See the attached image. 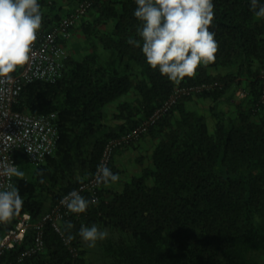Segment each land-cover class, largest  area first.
Segmentation results:
<instances>
[{"label":"trees","instance_id":"trees-1","mask_svg":"<svg viewBox=\"0 0 264 264\" xmlns=\"http://www.w3.org/2000/svg\"><path fill=\"white\" fill-rule=\"evenodd\" d=\"M39 2L43 12L47 2ZM213 2L209 27L218 41L216 59L176 83L151 68L140 47L129 42L140 39L135 0H91L83 16L92 19L81 22L87 52L61 57L60 73L24 84L13 105L20 112L53 114L57 135L42 162L23 152L14 155L25 172L13 176L24 202L9 222L0 223V238L21 214L39 220L64 193L91 178L106 141L137 126L175 87H210L180 96L149 127L161 137L141 175L109 194L101 184L98 203L64 218L60 232L46 222L43 249L20 258L34 236L29 227L21 243L2 252L0 264H92L78 232L92 223L109 230L98 241L108 264H264V102L257 106L264 18L254 15L249 0ZM65 14L43 12L39 31H49ZM218 67L231 70L209 71ZM240 76L248 80L250 97L234 118L216 113L210 130L204 115L186 108L193 96L217 101ZM129 93L135 99L119 102L114 114L121 121L108 124L104 106ZM108 167L116 173L112 159Z\"/></svg>","mask_w":264,"mask_h":264},{"label":"clouds","instance_id":"clouds-1","mask_svg":"<svg viewBox=\"0 0 264 264\" xmlns=\"http://www.w3.org/2000/svg\"><path fill=\"white\" fill-rule=\"evenodd\" d=\"M135 3L133 15L140 21L136 30L140 39L129 42L140 47L151 68L179 83L185 76H193L198 66L216 59L218 41L209 27L213 24V0H135ZM249 6L256 17L264 18V0H249ZM42 19L39 0H0V81L10 80L17 66L30 60ZM0 175L9 180L6 185L0 184V223H6L24 202L11 178L24 177L25 172L10 164L0 168ZM118 180L119 174L107 165H97V184L109 185ZM61 203L71 212L82 213L98 200L72 189L61 198ZM78 232L88 247H94L109 235L107 228L95 223L82 224ZM61 235H65L64 231ZM73 238L71 233L65 237L66 242Z\"/></svg>","mask_w":264,"mask_h":264},{"label":"built area","instance_id":"built-area-1","mask_svg":"<svg viewBox=\"0 0 264 264\" xmlns=\"http://www.w3.org/2000/svg\"><path fill=\"white\" fill-rule=\"evenodd\" d=\"M90 6L91 0H83L62 16L49 31L41 33L38 30L30 60L24 65L17 66V72L10 74V80L0 81V168L10 164L17 167L14 157L17 152H23L32 162H42L52 148L57 135L53 114L20 112L14 110L13 105L17 102L24 84L36 80L50 81L60 73L62 67L60 40H67L70 37L71 27L87 12ZM259 77L261 90L257 106L264 102V68L260 71ZM209 87L210 85L206 83L175 87L173 92L137 126L106 141L98 165L108 166L116 149L138 141L180 96L195 94ZM244 93V90L240 91V95H244ZM96 172L97 169L91 178L72 189H76L80 193L86 191L91 198L95 197L98 200L101 184L96 183ZM8 182L6 176L0 175V184L6 185ZM11 183H13V177ZM69 191L64 193L61 198ZM61 198L35 222L31 221L30 215L27 213L18 216L14 225L0 238V255L5 249L21 243L29 227L34 229V236L32 242L23 250L20 258L42 250L44 246L43 225L49 222L57 232H60V222L74 213L66 209L61 203Z\"/></svg>","mask_w":264,"mask_h":264},{"label":"crops","instance_id":"crops-1","mask_svg":"<svg viewBox=\"0 0 264 264\" xmlns=\"http://www.w3.org/2000/svg\"><path fill=\"white\" fill-rule=\"evenodd\" d=\"M46 2V6L43 7L45 14H65L75 6V1L71 0H46ZM88 19H92L90 14H86L75 22L71 29L70 37L61 44V57L70 55L78 58L87 52L89 47L81 30V22ZM229 70L231 69L228 67H218L210 68L209 71L211 73H225ZM237 80H239V83H232L217 101H212L208 97L193 96L185 101L186 108L204 115L209 129L213 130L216 113H222L227 117L234 118L241 108L248 106L250 97L248 80L243 76L238 77ZM242 90L245 91L244 95H240ZM133 93L136 92L134 91ZM133 93L125 94L104 106L105 121L108 124L115 125L121 121V119L114 117L117 112V105L119 102L135 99L136 96ZM160 137L161 132L151 129L142 135L138 141L115 150L112 157V165L115 172L119 174V180L109 185H104V190L107 194L121 190L127 181L134 176L141 175L144 168L151 166V153Z\"/></svg>","mask_w":264,"mask_h":264},{"label":"rangeland","instance_id":"rangeland-1","mask_svg":"<svg viewBox=\"0 0 264 264\" xmlns=\"http://www.w3.org/2000/svg\"><path fill=\"white\" fill-rule=\"evenodd\" d=\"M82 246L86 250V257L90 259L92 264H108L107 259L104 257L103 252L99 247L98 241L94 247H88L84 241Z\"/></svg>","mask_w":264,"mask_h":264}]
</instances>
